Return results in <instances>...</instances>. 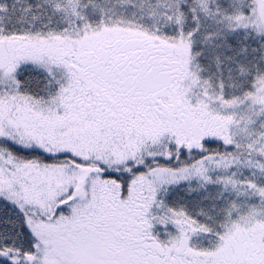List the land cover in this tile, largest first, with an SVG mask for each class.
<instances>
[{
	"label": "snow or ice",
	"instance_id": "snow-or-ice-1",
	"mask_svg": "<svg viewBox=\"0 0 264 264\" xmlns=\"http://www.w3.org/2000/svg\"><path fill=\"white\" fill-rule=\"evenodd\" d=\"M0 264H264V0H0Z\"/></svg>",
	"mask_w": 264,
	"mask_h": 264
}]
</instances>
